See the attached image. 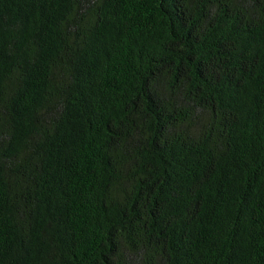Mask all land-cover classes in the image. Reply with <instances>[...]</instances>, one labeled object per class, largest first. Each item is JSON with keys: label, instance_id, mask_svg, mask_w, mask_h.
<instances>
[{"label": "trees", "instance_id": "1", "mask_svg": "<svg viewBox=\"0 0 264 264\" xmlns=\"http://www.w3.org/2000/svg\"><path fill=\"white\" fill-rule=\"evenodd\" d=\"M0 264H264V0H0Z\"/></svg>", "mask_w": 264, "mask_h": 264}]
</instances>
